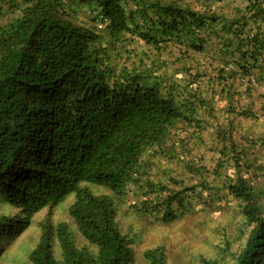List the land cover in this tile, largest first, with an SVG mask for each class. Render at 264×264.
<instances>
[{
  "label": "trees",
  "instance_id": "obj_1",
  "mask_svg": "<svg viewBox=\"0 0 264 264\" xmlns=\"http://www.w3.org/2000/svg\"><path fill=\"white\" fill-rule=\"evenodd\" d=\"M84 6L85 21L93 23L91 11L106 20L103 30L73 21ZM8 16L0 24V202L19 213L0 218V248L73 195L68 213L87 246L69 225L47 221L24 264H131L113 196L81 185L148 190L139 215L170 223L187 211L184 197L155 180L161 162L173 161L184 178L195 176L191 190L212 204L225 192L240 206L250 232L224 264H264V167L253 178L250 165V147L264 137L243 129L255 126L264 102V0H0ZM220 94L222 117L214 113ZM210 130L217 159L208 178L200 155L188 152ZM144 259L167 264L166 250Z\"/></svg>",
  "mask_w": 264,
  "mask_h": 264
},
{
  "label": "rangeland",
  "instance_id": "obj_2",
  "mask_svg": "<svg viewBox=\"0 0 264 264\" xmlns=\"http://www.w3.org/2000/svg\"><path fill=\"white\" fill-rule=\"evenodd\" d=\"M82 10L83 12L79 13L78 17L74 16L73 21L77 18L79 24L95 31L91 21L89 19L85 21V13L88 12L87 7L84 6ZM8 18L9 16L7 18L0 17V24H4ZM132 45L133 48H137L143 44L134 41ZM141 49L139 48L138 51H141ZM125 57L123 55L117 56L116 63L122 64ZM223 98L221 94L215 97L214 113L220 117L225 114L223 110L225 101H223ZM256 105L262 108L257 113V123L254 124L255 126H251L249 130L243 126V129L247 132L254 131L251 134L253 139L264 137L263 100H258ZM212 133L213 130H210L204 135L203 144L195 145L192 142L195 149L192 150V153H190L191 151L188 152V158L194 156L195 159L200 155V162L202 161V165L208 169V178H211L212 168L217 159L213 152ZM250 150L251 173L255 178L260 175L257 169L264 167V145L260 143L253 144ZM156 172H158V180L155 181H162L164 187L184 197L183 201L187 207V211L180 208L182 209L180 210L182 215L178 216L176 220L170 219V223L161 222L152 215H139L138 209L144 199L143 193L148 194V190L140 191L134 187H129L124 194L114 195L109 190L99 186L85 183L81 185V187H87L96 195L113 196L120 230L127 237V240L132 242L130 248L133 251L134 261L131 264H149L144 259V253L156 247H162L166 250L167 264H201L202 259L208 261L219 260V262L221 259V264L231 263L235 254L241 250L250 232L238 202L232 197H227V194L223 192L220 194V200H215L212 204L211 197H206V194L201 196L198 191L191 190L190 185L196 183L197 180L195 176L184 178V169L179 162L166 163L162 161ZM168 177L176 181L186 182L189 190L185 192L182 190L179 193L177 186L172 183L173 181H167ZM151 197H155V195L152 194ZM73 202L74 196L70 195L57 207L44 209L37 213L27 230L17 234L12 241L2 243L0 264H24L27 262L29 252L41 238V227L47 221L53 226L62 223L69 225L76 236L77 245L87 246V243L76 232L75 225L68 213V209ZM176 208V206L172 207V210L178 213ZM18 213L17 209L0 202V218L16 216ZM55 245V252L58 255L57 241Z\"/></svg>",
  "mask_w": 264,
  "mask_h": 264
},
{
  "label": "built area",
  "instance_id": "obj_3",
  "mask_svg": "<svg viewBox=\"0 0 264 264\" xmlns=\"http://www.w3.org/2000/svg\"><path fill=\"white\" fill-rule=\"evenodd\" d=\"M91 18L95 21V27L98 30H103L106 27V20L103 19V17L99 14L98 11H93L90 13Z\"/></svg>",
  "mask_w": 264,
  "mask_h": 264
},
{
  "label": "clouds",
  "instance_id": "obj_4",
  "mask_svg": "<svg viewBox=\"0 0 264 264\" xmlns=\"http://www.w3.org/2000/svg\"><path fill=\"white\" fill-rule=\"evenodd\" d=\"M91 12H93V11H91ZM92 20H93V27L95 28V29H97L96 27H95V21H94V19L93 18H91ZM98 30V29H97Z\"/></svg>",
  "mask_w": 264,
  "mask_h": 264
},
{
  "label": "crops",
  "instance_id": "obj_5",
  "mask_svg": "<svg viewBox=\"0 0 264 264\" xmlns=\"http://www.w3.org/2000/svg\"><path fill=\"white\" fill-rule=\"evenodd\" d=\"M221 96H222V95H221ZM223 97H224V96H223ZM223 101H224V100H223ZM225 103H226V102H225ZM225 103H224V104H225Z\"/></svg>",
  "mask_w": 264,
  "mask_h": 264
}]
</instances>
